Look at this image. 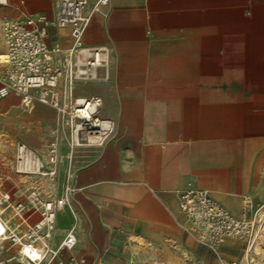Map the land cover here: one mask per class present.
<instances>
[{
  "label": "crops",
  "instance_id": "obj_1",
  "mask_svg": "<svg viewBox=\"0 0 264 264\" xmlns=\"http://www.w3.org/2000/svg\"><path fill=\"white\" fill-rule=\"evenodd\" d=\"M56 1L7 0L0 26L50 19ZM48 33V45L70 47L68 29ZM82 41L108 50L107 67L97 70L106 79L77 84L75 95L100 98L98 117L113 132L101 146L71 151L74 216L56 215L57 243L74 226L67 255L84 264H119L126 237L138 264H219L181 229L175 194L208 190L239 214L231 206L240 209L247 167L264 145V0H109ZM3 46L0 32V54ZM9 94L0 99V151L14 142L44 153L55 111L37 102L26 110ZM59 152L65 158L68 146L60 142ZM242 254V242L227 240L218 255Z\"/></svg>",
  "mask_w": 264,
  "mask_h": 264
},
{
  "label": "built area",
  "instance_id": "obj_2",
  "mask_svg": "<svg viewBox=\"0 0 264 264\" xmlns=\"http://www.w3.org/2000/svg\"><path fill=\"white\" fill-rule=\"evenodd\" d=\"M7 0H0V6ZM109 0H97L88 9V0H57L52 18L41 15H27L20 19H5L0 32L5 47L0 65L4 68L0 99L9 93L20 99L24 109H30L34 102L49 106L55 111L58 123L68 130L69 154L62 158L59 152V129L54 131L47 149L48 170L38 157L25 145L15 146V171L43 177H54L61 169L60 195L51 201H43L37 196L29 198L33 212L16 213L19 222L11 226V219H5L6 238L17 250L0 259V264H84L83 259L67 255L76 245L74 226L57 244L55 238L56 215L67 210L74 216L72 186L73 165L71 151L82 146H101L113 132L109 120L98 117L101 106L96 96L78 97L77 84H86L106 79L97 77V70L106 68L108 50L89 48L83 45L82 33L91 16L107 6ZM50 29H68L70 47L61 48L58 43L48 45ZM97 125H100L97 126ZM176 203L184 221L183 232L199 245L205 247L217 258L219 264H252L254 247H260L264 259V203L254 205L251 200L242 202L239 214L234 216L203 189L186 186L176 192ZM11 207L9 196H2ZM21 208V204H17ZM39 219L30 223L33 215ZM227 240L243 242L248 247V256L243 260L227 261L218 254ZM20 241L27 242L29 249L37 253L31 258L25 254Z\"/></svg>",
  "mask_w": 264,
  "mask_h": 264
},
{
  "label": "rangeland",
  "instance_id": "obj_3",
  "mask_svg": "<svg viewBox=\"0 0 264 264\" xmlns=\"http://www.w3.org/2000/svg\"><path fill=\"white\" fill-rule=\"evenodd\" d=\"M85 32V31H84ZM84 35V34H83ZM1 66V65H0ZM2 72H4V68L1 66ZM3 76V73H2ZM12 94V93H11ZM8 94L6 97H8ZM14 95V94H12ZM15 96V95H14ZM2 100V99H1ZM29 110V109H26ZM57 126L54 131L59 129V135L61 137V144L63 146H67L68 143V130L66 127L61 126L58 123L56 117ZM260 142L258 146V153L255 157H252V163L246 175L244 176V182L242 183V196L248 197L254 205H260L264 203V145ZM39 159V161L43 164L44 168L41 172H45L48 170L47 166V150L44 153H37L31 150ZM66 151L65 147L63 148V152ZM250 159L246 158L248 161ZM15 143H7L6 148L0 151V222L4 223L5 219H11L10 223L13 225L19 222L18 216H15L16 213L28 214L27 212H33L35 207H31L29 205V198H33L37 196L39 199L43 201H51L59 197L60 195V185H61V176L62 172L60 169L59 175L56 174L54 177H43L40 175H30L29 173L19 174L15 171ZM245 174V173H243ZM9 196V203L11 207L4 211V207L7 205L2 202V196ZM241 201V200H240ZM21 204V208H17V204ZM241 205V203H240ZM223 206V205H222ZM233 210L237 211L236 215L239 213V209L235 205L231 206ZM225 208V207H224ZM39 219L38 215L35 214L30 219V223H33ZM129 239L124 238V244L120 246L122 254L124 255V260L119 264H138L135 262L137 260L136 254L132 253L134 247L128 241ZM194 241V240H193ZM195 242V241H194ZM54 243H57V238H54ZM140 243V240H137V244ZM2 249H0V258L7 257L17 250V245L11 246L8 241H1ZM199 247L203 249L204 253L212 254L205 247L199 245L195 242ZM144 247V246H143ZM142 247V248H143ZM247 246L242 242V257L244 256V249ZM213 255V254H212ZM135 256V257H134ZM214 256V255H213ZM256 261H264L257 260ZM53 264V262L51 263ZM100 264H110V263H100ZM147 264V263H145ZM152 264H158L157 262H152Z\"/></svg>",
  "mask_w": 264,
  "mask_h": 264
},
{
  "label": "bare ground",
  "instance_id": "obj_4",
  "mask_svg": "<svg viewBox=\"0 0 264 264\" xmlns=\"http://www.w3.org/2000/svg\"><path fill=\"white\" fill-rule=\"evenodd\" d=\"M87 26H88V25H87ZM87 26H86V27H87ZM85 29H86V28H85ZM85 29H84V31H85ZM84 31H83V33H82V37H83ZM3 47H4V46H3ZM2 60H3V57H2V54H0V62H2ZM5 97H6V96H5ZM97 126L100 127V125H97ZM203 190H204V189H203ZM206 191H208V190H206ZM208 192L211 193L210 191H208ZM247 200H249L248 197H244V196H242V202H245V201H247ZM7 226H8V225H4V223L0 222V239H1V241H5V239H6V238H3L2 236H6L5 231H6V227H7ZM10 228H13V227L11 226ZM15 245H16V244H15ZM20 245H21V247H22L23 252H24L25 254L29 255L31 258H34V257L37 256V253H36V252H34V251H32L31 249H29V247H28V243H27V242L20 241ZM2 248H3V247H2V244H0V249H2ZM253 253H254V255L256 256V258H255V259L253 258V263H252V264H264V261H256V259H257V260H262V259H263L262 256H261V250H260V247H258V246L256 245V246L254 247ZM0 254H1V252H0ZM244 256H245V257H242L243 260L248 256V247L244 249ZM0 259H1V258H0Z\"/></svg>",
  "mask_w": 264,
  "mask_h": 264
}]
</instances>
